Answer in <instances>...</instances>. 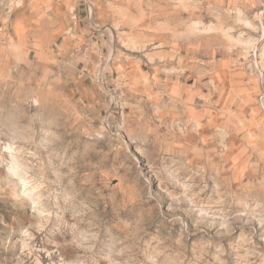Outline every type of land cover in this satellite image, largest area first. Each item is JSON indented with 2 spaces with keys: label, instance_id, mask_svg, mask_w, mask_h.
<instances>
[{
  "label": "rangeland",
  "instance_id": "rangeland-1",
  "mask_svg": "<svg viewBox=\"0 0 264 264\" xmlns=\"http://www.w3.org/2000/svg\"><path fill=\"white\" fill-rule=\"evenodd\" d=\"M117 2L83 60L0 0V264H264V0Z\"/></svg>",
  "mask_w": 264,
  "mask_h": 264
},
{
  "label": "crops",
  "instance_id": "crops-1",
  "mask_svg": "<svg viewBox=\"0 0 264 264\" xmlns=\"http://www.w3.org/2000/svg\"><path fill=\"white\" fill-rule=\"evenodd\" d=\"M27 2L29 6L34 4V0H27ZM39 4L46 6V8L43 7V14L47 13L53 19L50 38L45 42L47 45H53L51 52L57 54V58H60L61 53L68 52L75 55L73 58L101 59L103 52L100 51V44L111 37L106 29L118 28L117 23L120 17L116 16L113 10L118 6L121 7L117 0H38ZM96 7L99 9L97 10ZM87 8H93L96 14L91 15ZM93 21L98 23L97 27L93 26ZM104 23H108V26L106 24L102 26ZM81 41L87 43L85 51L78 48ZM93 45L96 50H93ZM88 69L84 67V70ZM90 69L92 70L93 67ZM105 70L101 69L102 75H108V69Z\"/></svg>",
  "mask_w": 264,
  "mask_h": 264
}]
</instances>
